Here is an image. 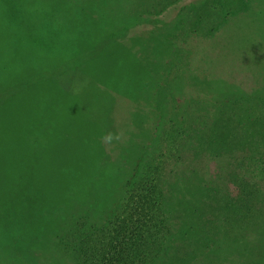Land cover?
I'll return each instance as SVG.
<instances>
[{
	"label": "rangeland",
	"instance_id": "rangeland-1",
	"mask_svg": "<svg viewBox=\"0 0 264 264\" xmlns=\"http://www.w3.org/2000/svg\"><path fill=\"white\" fill-rule=\"evenodd\" d=\"M78 4L92 35L71 22ZM208 73L211 90L197 78ZM261 89L264 0H0V264L72 262L56 237L65 240L68 213L93 204L99 179L126 182L130 150L148 134L144 168L177 148L193 161L208 143L256 154L264 168ZM242 100L248 120L260 122L256 131L248 120L241 130L230 111ZM207 155L212 173L216 156ZM263 177L226 174L228 217ZM185 192L175 228L192 236L200 204L220 197L191 181ZM253 222L246 236L260 239Z\"/></svg>",
	"mask_w": 264,
	"mask_h": 264
},
{
	"label": "trees",
	"instance_id": "trees-1",
	"mask_svg": "<svg viewBox=\"0 0 264 264\" xmlns=\"http://www.w3.org/2000/svg\"><path fill=\"white\" fill-rule=\"evenodd\" d=\"M73 8V17L76 16L77 19H72L71 22L82 27L86 35H92V24L80 23L81 18H87L86 13L83 16L79 14V4ZM70 46L71 44L68 48ZM74 49L72 47L70 51ZM209 74L197 78L205 88L211 90L215 88L216 80H211ZM253 79L255 81L257 78L253 76ZM261 90L264 94V90ZM187 100L186 98L184 101ZM180 106L181 104H177L172 107L169 112L172 119L181 112ZM229 108L237 117L239 128L243 130L244 123L248 120L247 103L242 100ZM248 121L249 130L256 131L259 120L254 118ZM158 122L157 117L154 128ZM151 136L152 134H148L141 144L133 145L130 150L126 173L129 178L126 182L115 184L101 178L100 185H96L93 190L96 199L90 207L86 205L79 212L73 211L71 203L67 208L72 211L64 221L68 224L67 236L65 240L59 237L60 234L56 237L72 258L69 264H224V261L226 264H261L264 261V223L260 221L264 213V177L260 182L251 184L250 196L247 191L242 192L244 204L237 215L228 217V210L224 213L225 205L222 203V197L226 193L224 187L228 185L226 174L239 172L241 176L255 178L258 170H264L258 169L263 162L257 155H237L240 150H217L216 143H208L193 161L192 157L185 158V154L178 155L177 148L168 153L163 162L151 161L144 168L142 161L150 145L147 141L151 143ZM175 142L173 140L172 144ZM207 154L216 156L211 159L214 163L212 173L211 163L206 164L204 161ZM114 163L119 165V159ZM183 172L185 182L182 181L180 186L176 183V177ZM189 181L192 186L202 188L203 194L204 189L213 190L216 197L220 198L214 201L208 198V203L203 201L200 204L202 214L197 232L191 236L182 231L181 236L175 225L182 210L179 211L176 207L180 202L179 195L185 196ZM79 192V185L72 187L69 192L70 201ZM208 211L212 213L209 214ZM251 217H254L253 226H259L260 239L259 236L253 239L246 236ZM218 235L224 238L216 239ZM213 240H221L222 244L217 250L215 247L209 250L208 243ZM256 243L259 247L255 248Z\"/></svg>",
	"mask_w": 264,
	"mask_h": 264
},
{
	"label": "clouds",
	"instance_id": "clouds-1",
	"mask_svg": "<svg viewBox=\"0 0 264 264\" xmlns=\"http://www.w3.org/2000/svg\"><path fill=\"white\" fill-rule=\"evenodd\" d=\"M113 134L112 133H107L105 134V136L102 138L105 142H111V140L113 139Z\"/></svg>",
	"mask_w": 264,
	"mask_h": 264
}]
</instances>
